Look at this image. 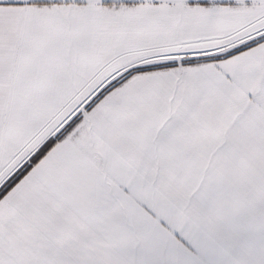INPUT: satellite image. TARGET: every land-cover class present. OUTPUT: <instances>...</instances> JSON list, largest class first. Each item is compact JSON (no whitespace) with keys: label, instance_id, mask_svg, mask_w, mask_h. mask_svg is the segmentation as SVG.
Here are the masks:
<instances>
[{"label":"snow or ice","instance_id":"1","mask_svg":"<svg viewBox=\"0 0 264 264\" xmlns=\"http://www.w3.org/2000/svg\"><path fill=\"white\" fill-rule=\"evenodd\" d=\"M0 264H264V0H0Z\"/></svg>","mask_w":264,"mask_h":264}]
</instances>
